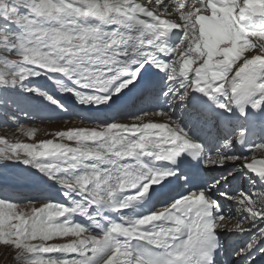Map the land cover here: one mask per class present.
Returning <instances> with one entry per match:
<instances>
[{
	"label": "snow or ice",
	"instance_id": "1",
	"mask_svg": "<svg viewBox=\"0 0 264 264\" xmlns=\"http://www.w3.org/2000/svg\"><path fill=\"white\" fill-rule=\"evenodd\" d=\"M151 68L164 76L145 80ZM36 77H46L79 104L118 114L65 108L31 85ZM138 88L149 98L163 95L184 106L197 99L193 93L208 97L222 110L217 117L202 106L205 119L217 117L224 132L222 150L208 155L170 112L116 105L113 97ZM21 92L96 126L36 141L37 129L20 125L33 142L0 138V163L37 169L67 200L55 201L46 191L34 198L0 197V246L13 250L15 264H228L233 255L253 264L264 254V143L252 155H230L233 141L246 142L247 129L230 128L223 115L264 112V0H0V117L18 123L11 110L33 115ZM185 152L203 155L206 165L233 162L237 171L258 178L262 187L253 179L251 191L219 194L245 215L223 211L213 198L212 190L232 172L188 195L162 193L169 202L155 212L124 214L176 175L155 162L175 165ZM106 210L120 219L104 216ZM222 233L246 239L229 249Z\"/></svg>",
	"mask_w": 264,
	"mask_h": 264
},
{
	"label": "rangeland",
	"instance_id": "2",
	"mask_svg": "<svg viewBox=\"0 0 264 264\" xmlns=\"http://www.w3.org/2000/svg\"><path fill=\"white\" fill-rule=\"evenodd\" d=\"M36 79V78H35ZM31 85L34 87H40L45 91H48L51 95H53L57 100L58 96L53 93V91L49 90L48 88L44 87L43 85H40L39 83L35 82L34 79L30 81ZM162 91H167V87L165 90L162 89ZM18 95L22 98V101L26 105V111L32 113L33 115L28 116L25 115L23 112H16L15 110H11L12 115L18 116V123L12 121L9 117H0V138L7 139L10 142H33L30 138H26L23 133L20 131V125H23L25 128H35L37 129V135H36V141L44 140V139H50L52 138V133H55L57 131L66 130L71 127H95V123L92 121H84L81 123L79 121L80 119L69 116L67 113L63 112H57L58 115H48L47 111L51 109H58L56 105H51L41 96H36L31 93H18ZM163 98V99H162ZM169 100L168 103H170L171 97H164L163 95H159L158 97H152L149 98L148 96L141 99L137 104H135L136 109L139 108H151L152 111H157L158 109L155 108L154 105H158L159 100H161L160 103H162L163 100ZM60 101V100H59ZM62 101V100H61ZM64 102V101H62ZM63 104V103H62ZM166 106V105H165ZM65 107V106H64ZM176 108L177 118H180V120H183V127L185 131H191L193 129H196V134L203 138L206 142L209 141V144H214V146L219 147V150H222V138L218 139L217 137H212L214 126L213 123L210 120L201 121L196 118L194 115L192 108L189 106H184L182 104H170L166 110V112H170ZM135 109V108H134ZM172 113V112H170ZM173 115V114H171ZM180 115V116H178ZM53 117L52 119L43 118V117ZM59 117V118H57ZM154 117H147L146 119H151ZM156 118V117H155ZM160 119V117H158ZM6 121V122H5ZM124 119L119 120L118 122H123ZM264 143V140H259L257 144ZM2 146V145H0ZM217 149L213 151L215 154ZM211 155H214V154ZM228 153L230 155H238L235 147L234 142L231 145V148L228 150ZM257 156L259 153H255ZM214 170H219L220 173L215 176L213 179V182L215 183L220 177L226 176L229 172L234 173L231 177H229L228 181L221 183L220 185H227L234 188V190H231V187L229 190L227 189V193L229 194H235L240 191H251L252 190V184H251V178L249 175H247L245 172L237 171L238 164H233V162H228L224 166H218V165H212L210 166ZM234 168V169H233ZM214 173V172H212ZM3 175L4 179L12 178L11 180L18 183L26 182V183H35L39 184L42 187L41 191H48V188L52 189L54 192L53 196H61L64 195L63 191L61 190L60 186L56 184L54 181L49 180V178L42 173H40L35 168L26 167L23 164H13L11 162H4L0 163V175ZM14 177V178H13ZM1 178V177H0ZM3 179V180H4ZM258 188L262 187V185L257 184ZM5 187V186H0ZM215 189H218L215 191L216 193L225 192V190L221 186H217ZM27 191L19 192L21 195H17L14 192H8L7 190L1 188L0 189V197H26L24 195H29ZM41 193V192H40ZM39 193V194H40ZM24 194V195H23ZM39 194H34L33 197H37ZM51 196V195H50ZM29 197H32L30 195ZM55 201H59L57 197H53ZM219 200L222 205V209L224 208L225 212H228L229 206L231 210V214L237 215L238 217L243 213H237V204L233 201H225L223 197L219 195ZM24 203L25 206H28L26 202ZM67 203V202H65ZM39 206V204H37ZM245 215V214H244ZM86 219V218H85ZM88 222V220H85ZM234 223V222H233ZM235 237V236H234ZM240 238V237H238ZM246 238V237H245ZM233 243V241L231 242ZM234 244V243H233ZM229 249L232 248L231 245L228 246ZM264 254H257V259H262ZM231 261L236 258V256H231ZM0 264H15L14 260V254L13 250L5 248L3 246H0Z\"/></svg>",
	"mask_w": 264,
	"mask_h": 264
},
{
	"label": "bare ground",
	"instance_id": "3",
	"mask_svg": "<svg viewBox=\"0 0 264 264\" xmlns=\"http://www.w3.org/2000/svg\"><path fill=\"white\" fill-rule=\"evenodd\" d=\"M153 70H155V68H151L150 69V71H153ZM34 81L37 82V83H39L40 85H43L44 87L48 88L49 90L53 91V93L56 94V96H58V100H60V102L63 103V105L65 106V108L71 109L73 111H82V112H85V113L90 114V115L97 114V111L100 110V109H102L104 111V114L106 115V117L107 116H112V115H117L118 114L117 110H115L113 108L106 107L104 105H101V106L97 107V106L91 105V104L90 105H82V104H79L78 101H77V99H76V97L74 95L60 92L59 89L56 87V85L52 81L48 80L46 77H36V79L34 78ZM164 90H165V88H164ZM193 96H198L201 100L208 99V97H204V96H202V94H199V93H193ZM127 98H128V95L125 94V93L121 94V96H120L119 99H117L116 97H113V99L116 101V105L120 106L121 109H123L125 107H129L130 108V106L126 105ZM61 100L64 101V102H62ZM160 102H161V100H159L158 105L157 104L154 105L155 108L158 109V110H165V108H167L170 105V103L167 102V99L163 100L162 103H160ZM132 109H134V108H132ZM58 111L60 112V110L51 109V110H48L47 111V114L48 115H51V116L58 115V113H57ZM172 111H173V114H175V111L176 110L173 109ZM178 116H180V115H178ZM175 119L176 120L178 119L177 122H181L180 125H181V127H183V124H182L183 123V120L181 121L180 118H175ZM150 120H153L155 122L165 123L164 120L158 119V117L151 118ZM134 122L138 123L137 121H133V120H125L124 121V123H134ZM189 135L193 136L198 142H200L202 145H204L205 150H206V153H208V155L211 153L212 149H210L209 146H206L205 145V142L204 141H201L198 136H196L195 134H189ZM145 159H146L147 162L151 163L153 158L146 157ZM155 166L156 167H159V168H162V169H165L163 167V165H162L161 162H155ZM207 171L205 172L206 173V179L209 180V181L212 180L211 179L212 175L215 176V175L218 174L217 170L212 171L211 168H207ZM212 172H214L215 174L212 173ZM3 175H5V174H3ZM3 175L2 174L0 175V177H1L0 178V186H5V187H0V189L3 188L5 190H7L8 192H10V193L11 192H14L17 195H21V193L19 194V192H22L23 193L24 191H27L29 195H24L23 194L27 198H34L33 197L34 194H39L40 192H42L41 191L42 190V187L39 186L38 184H35V183H26V182L18 183V182H16L17 181L16 179H14V181L11 180L12 178L11 179L10 178L4 179L3 178ZM253 179H256L257 182H258V184H260L259 183V180H258V178L256 176H254ZM154 187H155L156 191L157 190H161V185H156ZM221 187L226 192L227 189L229 190V188L231 186H227V185H224L223 184V185H221ZM217 190L218 189H215V188L212 190V192H213V198L214 199H217L220 202V200H219V193H216L215 192ZM231 190L233 191L234 188L231 187ZM47 192L50 193V195H51L52 198L53 197H57V199H59L58 202H61V203L67 202V200H66V198H65L64 195H61V196H55L54 195L53 196V194H54L53 192L54 191L52 189H50V188H48V191ZM154 193L150 194L149 198L147 200L143 201L142 203H138L133 208H130L128 210H124L125 211L124 214L125 215H128L129 217H139V216L145 215V214H147L149 212H155V206H158V208H160V207H163L166 203L169 202L168 199L161 201L159 197H154L153 196ZM30 195H32V197H29ZM177 196L178 197L179 196H183V191L177 193ZM151 199H153L155 202L150 203V200ZM157 204H159V205H157ZM230 207L231 206H229L228 211L231 210ZM222 210L224 211V208ZM113 213L114 212H111V210L103 211V215L106 216V217H108V218H110V219H113L114 218ZM242 215H244V214H242ZM120 216H118V217H120ZM85 218L86 217H84V216H76L75 217V219L77 220V222H79V223H86V225H87L90 222H88V223L85 222V220H87V218L86 219ZM83 220H84V222H83ZM233 222H235V221H233ZM94 231H98V230L94 229ZM233 236L237 237L238 235L232 234V233H228V234H226L225 237H227L229 239V238H231ZM238 237H240V240L242 241V243L246 239L245 237H241V236H238ZM227 241H229V240H227ZM227 241H225V245H226V242ZM235 261H237V258H236Z\"/></svg>",
	"mask_w": 264,
	"mask_h": 264
}]
</instances>
